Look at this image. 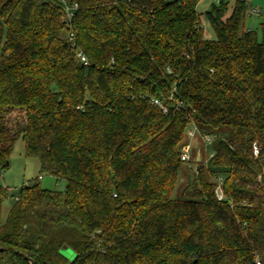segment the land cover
Here are the masks:
<instances>
[{
    "label": "trees",
    "instance_id": "1",
    "mask_svg": "<svg viewBox=\"0 0 264 264\" xmlns=\"http://www.w3.org/2000/svg\"><path fill=\"white\" fill-rule=\"evenodd\" d=\"M199 1L0 0V168L21 140L66 183L0 186V264H264V22L213 0L206 40Z\"/></svg>",
    "mask_w": 264,
    "mask_h": 264
},
{
    "label": "rangeland",
    "instance_id": "2",
    "mask_svg": "<svg viewBox=\"0 0 264 264\" xmlns=\"http://www.w3.org/2000/svg\"><path fill=\"white\" fill-rule=\"evenodd\" d=\"M167 1L171 2L173 0ZM234 2L235 0H230L227 16L231 12ZM253 3L255 6L264 7V2L261 0H254ZM213 4V0H200L196 7L197 13L200 17V25L203 29V35L206 40L215 39L213 31L204 17L205 12H207ZM262 22H264V20L257 18H246L244 26L247 29L255 30L259 37V24ZM190 147L191 161L188 164L182 165V169L180 170L181 173L179 174L180 177L178 180V187L185 186L186 181L188 180L187 175L191 174L188 171H190V169L194 171L196 166L195 164L202 162L205 159V146L203 145L202 139L196 132H194L193 139L191 138ZM36 180H39L38 182L40 187L45 190L63 192L66 188L65 181H59L56 183L55 179L52 177L40 174L38 160L33 157H28L25 154L23 142L18 140L14 144L13 150L8 158L7 168L4 171H2L0 168V186L9 189L11 194L16 196L23 185L31 184ZM173 196H175V194H173ZM10 206L11 200H7L3 203L1 209L2 220L6 219ZM61 253L63 255L66 254L65 257L68 263L74 260V253L69 254L64 252V249L61 250Z\"/></svg>",
    "mask_w": 264,
    "mask_h": 264
},
{
    "label": "built area",
    "instance_id": "3",
    "mask_svg": "<svg viewBox=\"0 0 264 264\" xmlns=\"http://www.w3.org/2000/svg\"><path fill=\"white\" fill-rule=\"evenodd\" d=\"M246 4H247V11H246V18H257V19H261L264 20V7H258L255 6L253 1L254 0H245ZM77 9V5L76 4H67V3H63L62 4V11L64 13V17L67 23L70 22V19L73 17V12L74 10ZM69 42L73 43V34H70L69 36ZM77 58L79 59V61L83 64V65H87V59L82 55V54H77ZM152 103L155 106H158L159 108H161L164 112H165V108L160 104V102L158 100H153ZM176 108L182 106V103H176L175 104ZM194 132L197 133L196 128H194V126H190L186 132V138H187V142L181 147L180 150V161L183 163L188 164L191 161V147H190V142H191V138L193 139V135ZM198 134V133H197ZM203 145L206 147L211 143V139L210 138H204L202 139ZM258 148L256 146L253 147V156L257 157L258 156ZM197 166H195L196 168ZM41 179V178H39ZM215 194H216V198L217 200H222L223 199V194L220 188V184L217 186L216 190H215ZM254 264H262V262L256 258L254 260Z\"/></svg>",
    "mask_w": 264,
    "mask_h": 264
},
{
    "label": "water",
    "instance_id": "4",
    "mask_svg": "<svg viewBox=\"0 0 264 264\" xmlns=\"http://www.w3.org/2000/svg\"><path fill=\"white\" fill-rule=\"evenodd\" d=\"M64 249V252H67V253H69V254H71L72 252L70 251V250H68L67 248H63ZM65 256H66V254H65Z\"/></svg>",
    "mask_w": 264,
    "mask_h": 264
}]
</instances>
